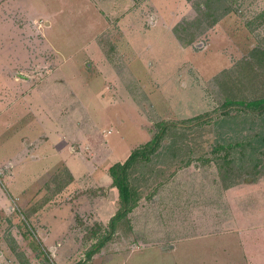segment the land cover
<instances>
[{
    "label": "rangeland",
    "instance_id": "obj_1",
    "mask_svg": "<svg viewBox=\"0 0 264 264\" xmlns=\"http://www.w3.org/2000/svg\"><path fill=\"white\" fill-rule=\"evenodd\" d=\"M26 4L10 12L16 66L0 52L12 79L0 77V264H90L103 239V258L140 240L178 248L137 251L141 264H264V161L227 193L212 151L227 128L209 118L227 97L264 92V0ZM206 112L188 148L135 169L138 204L112 228L109 167L159 120Z\"/></svg>",
    "mask_w": 264,
    "mask_h": 264
},
{
    "label": "trees",
    "instance_id": "obj_2",
    "mask_svg": "<svg viewBox=\"0 0 264 264\" xmlns=\"http://www.w3.org/2000/svg\"><path fill=\"white\" fill-rule=\"evenodd\" d=\"M228 10L229 8L224 9L219 15H215L213 22L219 20ZM178 35L180 37V34ZM216 111L219 115L210 116V120L220 126L224 122L227 128L217 133L218 137L212 148L224 187L238 184L241 180L248 179L249 175L255 180L264 161V92L238 99L227 97L220 107L214 110ZM210 114L211 112H206L181 119L159 120L150 140L134 148L124 161H117L109 167L113 184L119 190L120 203L110 221L112 228H115L118 221L127 217L138 204L140 196L133 182L135 169L141 163L145 164L154 154H160V148L164 147L163 152H173L172 155H177L182 148H188L183 142L189 141L194 136L193 133L196 134L205 123L210 122L209 118L206 119ZM168 139L167 146L162 144ZM104 243L103 239L89 249L84 260H90Z\"/></svg>",
    "mask_w": 264,
    "mask_h": 264
},
{
    "label": "crops",
    "instance_id": "obj_3",
    "mask_svg": "<svg viewBox=\"0 0 264 264\" xmlns=\"http://www.w3.org/2000/svg\"><path fill=\"white\" fill-rule=\"evenodd\" d=\"M26 5H27L26 0H0V52L1 51L2 52L11 51L9 53V56H8L9 59H11L10 63H8V67H15L16 66L15 60L13 57V52L15 53V51H17L16 53H18V51H20V49H17V48H19V46L17 44H16L17 46L14 49L12 48L13 44L11 43V40H12L11 38H12V36H16L17 30H19V29L21 30V26L17 25V23L14 21L15 19L10 15V12H11V9H13V8H16L15 10H19V11H26L25 10ZM11 53H12V57L10 55ZM19 55H21V53H19ZM2 65H5V64H2ZM2 65L0 66V77L3 75L4 78L6 79V81L12 80L9 72L6 70V68H4V67H6V65L5 66H2ZM0 142H1V140H0ZM40 157H42V159H43L42 154ZM227 190H228L227 191V193H228L231 190H235V189L228 188ZM254 195H256V194H254ZM198 220H199V222L211 221L214 223L215 222L214 212L209 213V216L203 215V217H199ZM210 234H211V232L209 233V235ZM207 235H208V233H206L205 236H207ZM140 243H144L145 246L144 245L143 246H135L129 250L117 251L115 253H112L109 256H106L105 258H103V251L97 252L96 254L93 255V257L89 260V262H90V264H106V263H110V262H111V264H141L142 260H143V259H141V256L144 257L145 253L143 252V255H140V253L137 251H144L145 249H147L149 247H155L158 250H160L166 254L168 253L172 256H173V254H177V252H178L177 247L175 249L172 248V249L165 250L162 247H159L154 242H146L145 240H140ZM146 243H148V244H146ZM210 256H212V255H210ZM210 256L208 257L207 261H209V263H207V264H220L219 260H216V258H213V256H212V260L210 261V259H209V258H211ZM260 258H261V256H260ZM175 259H176V257H175ZM224 264H229V263L227 262Z\"/></svg>",
    "mask_w": 264,
    "mask_h": 264
}]
</instances>
